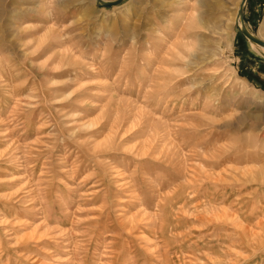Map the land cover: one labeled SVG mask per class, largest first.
<instances>
[{
    "label": "rangeland",
    "instance_id": "374dc122",
    "mask_svg": "<svg viewBox=\"0 0 264 264\" xmlns=\"http://www.w3.org/2000/svg\"><path fill=\"white\" fill-rule=\"evenodd\" d=\"M240 2L0 0V264H264Z\"/></svg>",
    "mask_w": 264,
    "mask_h": 264
},
{
    "label": "water",
    "instance_id": "95a60500",
    "mask_svg": "<svg viewBox=\"0 0 264 264\" xmlns=\"http://www.w3.org/2000/svg\"><path fill=\"white\" fill-rule=\"evenodd\" d=\"M122 0H112V1H103V0H98V4L99 6L101 7H111V6H114V5H117L121 2ZM245 0H242V2H244ZM241 32L248 38L250 39L251 41L261 45V46H264V41L263 40H260L258 38H255L253 35H251L246 28H241Z\"/></svg>",
    "mask_w": 264,
    "mask_h": 264
},
{
    "label": "bare ground",
    "instance_id": "6f19581e",
    "mask_svg": "<svg viewBox=\"0 0 264 264\" xmlns=\"http://www.w3.org/2000/svg\"><path fill=\"white\" fill-rule=\"evenodd\" d=\"M241 2H242V0H241ZM241 2H240V5H241ZM240 5H239V8L241 7ZM239 10H240V9H239ZM263 25H264V23H263ZM263 27H264V26H262V28H263ZM259 37H260L261 39H264V36H262V35H260ZM260 47L264 49V46H260ZM263 49H262V50H263Z\"/></svg>",
    "mask_w": 264,
    "mask_h": 264
}]
</instances>
